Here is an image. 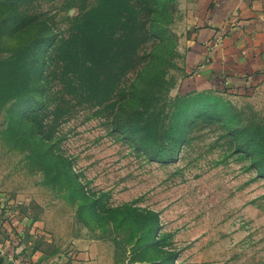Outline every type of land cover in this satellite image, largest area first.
<instances>
[{
    "label": "rangeland",
    "instance_id": "374dc122",
    "mask_svg": "<svg viewBox=\"0 0 264 264\" xmlns=\"http://www.w3.org/2000/svg\"><path fill=\"white\" fill-rule=\"evenodd\" d=\"M196 4L0 0V242L264 264V70L191 65Z\"/></svg>",
    "mask_w": 264,
    "mask_h": 264
},
{
    "label": "crops",
    "instance_id": "0c3cea01",
    "mask_svg": "<svg viewBox=\"0 0 264 264\" xmlns=\"http://www.w3.org/2000/svg\"><path fill=\"white\" fill-rule=\"evenodd\" d=\"M196 2L195 22L203 28L196 35L198 42L192 49L191 65H202L199 66L201 72L211 79L216 77V71L222 70H234L241 76L257 73L255 76L261 78L264 70V0ZM19 253L11 240L0 242V264H59L57 256L46 260L41 252H36L25 259Z\"/></svg>",
    "mask_w": 264,
    "mask_h": 264
}]
</instances>
